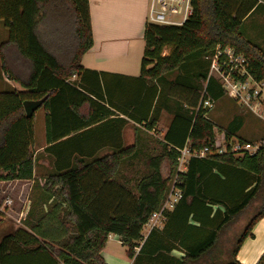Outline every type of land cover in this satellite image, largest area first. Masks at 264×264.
Here are the masks:
<instances>
[{"label":"trees","instance_id":"trees-1","mask_svg":"<svg viewBox=\"0 0 264 264\" xmlns=\"http://www.w3.org/2000/svg\"><path fill=\"white\" fill-rule=\"evenodd\" d=\"M193 5V15L182 26H145L140 84L135 85L129 115L136 123H145L164 94L175 100L180 112L161 143V152L148 158L150 172L136 192L117 177L125 155L133 151L132 157L141 155L139 144L92 161L56 159V172L45 185L35 182L23 227L0 242V263L12 254H31L53 264H106L102 251L114 234L127 246L133 264H241L237 253L255 223L264 218V147L253 156L227 153L192 158L187 172L180 174L182 199L166 213L164 228L152 230L140 244L144 226L165 202L177 175L178 149L189 143L193 151H200L214 140L215 124L209 110L199 109L200 95L206 84L215 101L226 92L216 79H208L210 62L206 65L205 58L218 45L232 47L250 61L252 77L264 80V49L245 37L243 27L264 0H193ZM51 6L61 7L71 25L67 56L40 32ZM0 20L9 32L5 46L15 47L32 67L26 82L17 79L26 91L0 93V182L28 181L34 179V116H26L23 103L43 99L42 107L55 115L56 103L66 90L81 93L67 80L84 71L81 58L93 46L89 0H0ZM167 48L170 53L165 55ZM1 59L3 69L12 74L3 52ZM86 81L83 76L80 88L90 93ZM103 87L109 103L116 105L117 96L108 83ZM99 119L91 117L85 124ZM243 123L237 117L224 130L235 136ZM51 131L49 121L48 141ZM53 149L56 152V146ZM165 162L170 166L167 177L162 174ZM254 205V215L233 246L216 252L225 229ZM173 250L184 256L171 257ZM258 264H264V254Z\"/></svg>","mask_w":264,"mask_h":264},{"label":"crops","instance_id":"crops-1","mask_svg":"<svg viewBox=\"0 0 264 264\" xmlns=\"http://www.w3.org/2000/svg\"><path fill=\"white\" fill-rule=\"evenodd\" d=\"M89 10L93 46L81 58L84 71L67 80L70 84L78 86L81 93L66 90L56 103L55 115H52L49 108L43 107L35 112L32 148L34 179L0 182V242L5 236L14 234L23 227V221L32 206L35 182L41 187L45 185L46 179L56 172V159L92 161L117 154L122 148L133 149L139 143H162L175 114L180 112L175 100L167 98L164 94L160 102L159 99L155 102L150 119L145 123H136L129 115L132 112L129 105L136 99L135 85L140 84L138 78L141 76L145 50L144 32L148 23L149 0H89ZM243 27L245 37L264 49V5H259L245 19ZM6 29L0 20V37L8 35ZM6 42L0 47V57L3 52L12 73H9L11 77L6 76L9 79L6 84L10 91H26L17 79L24 82L29 79L31 64L20 56L15 47L5 46ZM1 67L3 68V62ZM81 74L87 78L85 84L92 90L90 93L80 88L83 77ZM103 83H108L110 91L117 96L118 101H114L116 105L109 103ZM4 86L0 84V93L5 92L2 89ZM224 98L214 100L213 109ZM96 116L101 119L89 125L85 124L88 119ZM235 118L237 116L233 117L230 123ZM49 121L52 130L51 141L47 138ZM244 125L245 120L240 131ZM55 146L56 152L53 151ZM132 154L125 155V158L132 157ZM122 183L129 186L125 180ZM8 194H13L24 203L19 212L9 208L14 199L7 197ZM6 223H9L7 231L2 228ZM127 251L128 248L120 237L110 234L102 257L106 264H133L134 259L128 257ZM263 254L264 218L255 223L251 234L242 243L237 260L241 264H258ZM170 256L182 258L184 253L173 250ZM0 264L53 263L38 261V258L31 254H12Z\"/></svg>","mask_w":264,"mask_h":264},{"label":"built area","instance_id":"built-area-1","mask_svg":"<svg viewBox=\"0 0 264 264\" xmlns=\"http://www.w3.org/2000/svg\"><path fill=\"white\" fill-rule=\"evenodd\" d=\"M194 13L193 0H149L147 21L163 26H182ZM208 79H216L233 101L250 111L264 123V80H256L249 73L250 61L232 47L218 45L209 57ZM214 100L207 91V84L201 91L199 109L211 110ZM264 147V139L252 143L227 133L215 130L214 140L200 151H193L187 143L178 149V169L167 198L161 208L155 211L145 226L152 230L163 229L167 221L166 213L174 210L183 197L180 174L187 172L192 158L205 159L212 155L232 154L236 157L256 155ZM144 226V227H145ZM148 233V235H149ZM148 235H143L142 245ZM139 248H136L138 251Z\"/></svg>","mask_w":264,"mask_h":264},{"label":"rangeland","instance_id":"rangeland-1","mask_svg":"<svg viewBox=\"0 0 264 264\" xmlns=\"http://www.w3.org/2000/svg\"><path fill=\"white\" fill-rule=\"evenodd\" d=\"M40 32L47 36V42L54 46V48L59 51L58 53L62 52L63 55L65 54V56H67V47L68 44H71V42H69L71 36V25L61 7L51 6L45 11V17L40 24ZM7 33L8 35L0 37V47L5 41L9 40V32L6 29V34ZM169 52L170 49L167 48L164 50L163 54H167ZM209 57L210 56L205 58L206 65L210 61ZM1 66L2 61L0 57V84L5 85L4 88H2L4 91H10V88L6 84V81L9 80L6 76H8L9 73H7ZM169 77L174 78L173 76ZM208 116L213 121L215 126H217L214 130H217L219 133H226L224 129L229 126L233 117H242L245 120L244 128L235 136L241 140L252 143L264 139V123L257 119V117L254 116L250 111L239 106L228 95L225 96L221 102H218L214 109L209 110ZM139 146L141 155L135 158H126L123 161L124 163L122 162L119 168V176L117 177L118 181L124 182L125 180L127 183H129L130 188L134 192H136L138 183L150 172L148 168V158L161 152V143H139ZM169 167V164L165 162L162 167L163 176H168ZM5 196L6 195H4V197ZM7 197L14 199L13 205L9 207L12 211L19 212L21 208H23L24 203L19 198H15L13 194H8ZM255 207L256 205L252 206V208L248 209L244 215H242L239 219H237L225 229V231L220 236L219 246L217 249H215L216 252L227 251L233 246L238 236L242 233L249 217L254 215L256 211ZM8 225L9 223H6L2 228H6L7 231ZM149 230V227L145 226L143 228L142 234L144 236L148 235Z\"/></svg>","mask_w":264,"mask_h":264},{"label":"water","instance_id":"water-1","mask_svg":"<svg viewBox=\"0 0 264 264\" xmlns=\"http://www.w3.org/2000/svg\"><path fill=\"white\" fill-rule=\"evenodd\" d=\"M44 104V100H37V101H31V100H28V101H25L23 103V106H24V110H25V113H26V116L28 118H32L35 114V112L41 108Z\"/></svg>","mask_w":264,"mask_h":264}]
</instances>
